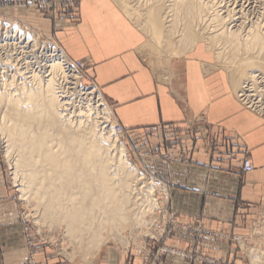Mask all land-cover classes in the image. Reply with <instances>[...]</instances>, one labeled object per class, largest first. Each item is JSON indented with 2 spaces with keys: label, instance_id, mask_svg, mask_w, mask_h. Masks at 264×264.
Listing matches in <instances>:
<instances>
[{
  "label": "crops",
  "instance_id": "1",
  "mask_svg": "<svg viewBox=\"0 0 264 264\" xmlns=\"http://www.w3.org/2000/svg\"><path fill=\"white\" fill-rule=\"evenodd\" d=\"M111 3L81 0L80 20L56 29L53 38L67 59L90 61L85 72L125 136L134 138L140 170L169 182L168 161L159 154L165 148L169 159H182L171 168L170 209L177 220L198 222L204 232L183 231L184 240L170 246L193 249L189 235L203 236V242L213 240L207 241L212 250L198 247L212 252L210 264H250L240 252L264 227V118L240 104L227 77L206 73L200 46L154 67L138 51L141 31L116 4L120 19L114 16ZM245 158L250 172L242 170ZM33 247L26 245L11 192L0 182V264H27L30 255L35 264H64L37 242ZM127 255L103 247L88 264H141ZM171 260L160 263L200 264Z\"/></svg>",
  "mask_w": 264,
  "mask_h": 264
},
{
  "label": "bare ground",
  "instance_id": "2",
  "mask_svg": "<svg viewBox=\"0 0 264 264\" xmlns=\"http://www.w3.org/2000/svg\"><path fill=\"white\" fill-rule=\"evenodd\" d=\"M113 2V4L118 2L121 9L131 7L135 12L139 10L141 29L144 30L147 24L150 28L153 26L150 37L155 40L162 37V42L165 41L164 38L172 40L173 37L181 51L184 47L188 48L184 53L196 50L197 41L202 40L205 44L204 52L212 49L215 52V60L219 61L222 56L227 60H233L237 65L233 67L234 70H229L228 74L232 89L237 87L240 73L243 74L250 67L260 69L247 72L248 78L242 82L245 84L243 90L239 91H242L244 95L241 96L245 100L254 97L256 103L264 105L262 13L263 16L251 23L247 22L245 27L243 17H235L239 10L235 11L234 7L231 9L230 1L225 0H113ZM260 4L264 6V0ZM130 9L125 10L127 13L124 10L121 12L128 16L129 13H134ZM135 15L136 13L133 16ZM131 17L128 16V19ZM138 17L136 15L135 19ZM162 23H168V27L174 29L164 32ZM0 27L3 30L10 27L11 34L28 40L29 46L26 48L36 49L37 53H41L38 56L37 53L34 54L39 58L36 59L38 64L34 67L27 64L24 67L25 72L22 69L10 73L14 68L15 57L19 56V53L28 54L30 51L25 47L18 51L13 46L9 47L8 43H3L6 48L0 47V76H3L0 77V107L4 109L0 129L6 131L8 150L15 148L18 153L16 164L26 170L21 175V185H18L21 186L20 194L35 200L38 208H41L43 218L62 224L79 245L83 256H94L107 239L114 238L120 233V229L132 226L143 228L146 221L142 220L141 214L153 209L155 205L151 203L149 194L139 195L136 191L135 184L141 175L127 162L125 150L116 139L118 135L110 129L111 122L107 130L105 129L107 127H102L107 120L109 121L110 112L107 115L105 108L100 109L103 105L99 100L102 99L95 87L82 86V78L69 65L71 61L55 46L49 44L44 46L43 43L46 44L44 40L40 42L33 36L34 34H30V38L29 32L25 30L21 32L15 29L17 26L13 24L10 26L0 21ZM10 37L12 41H16L13 36ZM143 46L145 48L153 45L148 42L139 46V49L142 50ZM163 48L162 52L165 51ZM45 52L49 53V57H44ZM249 55L252 56L246 58ZM236 68L239 71H235ZM68 79L73 80L72 83L74 81L77 83L70 84ZM67 84L70 85L69 89L75 86V89L79 90L80 86L82 88L80 90L86 92L82 94L84 98L89 96L90 102L92 98L95 99L96 106H92L86 99L89 104L85 106L83 104L82 107H78L79 109H75L76 113L71 112L73 106L70 110V101L68 102L69 99L66 101L67 95H64ZM73 90L71 89L69 94ZM95 94L99 95L98 98ZM257 94L261 98L257 99V96H254ZM251 99L250 104L253 103ZM105 115L108 119L103 117ZM150 182L149 190L152 191L157 183L151 180ZM146 201L151 205L144 208L143 203ZM136 203L140 206L137 209ZM132 214L136 220L132 221ZM242 247L246 249L243 244ZM260 252L264 259L263 249ZM73 253L69 254L70 260L75 259ZM257 256L252 254V263L258 261Z\"/></svg>",
  "mask_w": 264,
  "mask_h": 264
},
{
  "label": "rangeland",
  "instance_id": "3",
  "mask_svg": "<svg viewBox=\"0 0 264 264\" xmlns=\"http://www.w3.org/2000/svg\"><path fill=\"white\" fill-rule=\"evenodd\" d=\"M105 1H108L109 3H111L110 0H105ZM225 1H230L229 7L231 8L232 6L231 9H233L234 7L235 11L239 10L237 14L235 15V17L236 16L243 17V20L242 19L241 20L244 22L245 27H247V24H246L247 22L251 23L252 21H256V19L257 18L259 19L262 14L264 15V6L260 4L262 3L263 0H261V2H259L260 0H257V1L256 0H239V1L238 0H225ZM231 1H232V5H231ZM117 3L116 5L119 7V9H121L120 7L121 5L119 6ZM80 4H81V0H0V21L5 22V24H8L10 26L12 24L13 26H17L15 27V29L20 30L21 32L22 30L29 32L28 35L30 36V38H31L30 34H34L33 36L36 37L40 42H42V40L46 42V44L43 43L44 46L49 44V45L55 46L57 50H61L62 49L61 44L53 38V35L54 33H56V29H62L64 28L63 26L69 27V24L70 25L77 24V22L80 20ZM110 8H111L113 15L117 16L120 19V12L116 9V7L112 3H111ZM130 8H127V9L129 10ZM127 9H121V10L125 11ZM132 9L134 8H131L130 11H133ZM125 12L127 13V11ZM133 12L134 13H129L128 11L129 13L128 16L129 17L132 16L131 18H129L131 20L130 22H132V24L137 29H139L141 33L143 32V35H140L139 32L136 31L137 34L139 35L136 43L138 44L140 43L141 45L142 44L144 45L148 42H151V45H153V46H148V47L145 46V48L143 46V49L142 50L138 49V51L140 54L145 55L154 67L165 66L164 64L166 61L168 60L171 61V59L177 56L179 57V56H182L188 53V52L184 53L186 52L188 48L184 47L183 51L179 49L180 46L178 44H175V41H174L175 39H173V37H171L172 40H169L168 38H164L163 40L165 41H162V42H161L162 37L159 38L158 40L151 38L150 31H152L153 26H151L150 28V25L147 24L144 30H142L141 22H140L142 21L141 15H140L141 13L139 10H137L136 12L135 11ZM126 13L124 14L125 16H126ZM135 13L137 17L140 16V18L138 17L135 19L136 15L133 16ZM130 14L132 15L130 16ZM128 16H126L127 19H128ZM122 23L126 26L127 24H129L128 22H122ZM233 24H235V22H233ZM162 25L164 26L163 28L164 32L169 29L171 31L174 29V27L169 28L168 23H162ZM129 26H132V25H129ZM9 29L11 28L9 27L7 31V30H3L2 27H0V39L4 38V40L0 41V47L6 48L7 46L3 45V43H6V44L8 43L10 44L9 47L13 46L18 51H22L23 47L26 44L25 42L27 41V39L23 37H19L16 41H13V43L11 41L5 40L6 38H9L10 36H16L14 33L11 34L12 32ZM50 35H52V38L50 37ZM163 42H165L164 43L165 48H163L162 46ZM197 42L198 43L196 44V46L198 47L200 46L201 48L204 49V46H205L204 42L202 40H199ZM160 45H161V48L165 49L164 52H162V49L159 48ZM35 46L37 48L38 44L36 43ZM150 48L152 51L149 50ZM29 51L30 52L28 54L23 52V54L19 53V56L15 57L14 62L15 64L17 63V65L15 66L14 64V68L10 71V73H12L15 70H22V69H23L22 71L25 72V68H24L25 65L28 64L30 67L31 65L34 67L35 65L38 64L36 59H39V58L35 57L34 55L37 53L36 52L37 50L36 49L32 50L31 48H29ZM214 53L215 52H213L212 49H210L207 53L204 52V55H205L204 59L206 63H209L205 65H206V68H210V70H206L205 68L204 69L206 73L216 72V73L223 75L224 77H227V82L229 83L228 81V78H229L228 74L230 73L229 70H234L233 67H235L237 63L233 62V60H227V58L223 56L221 57V59H219V61H217L214 58ZM39 54L41 55V53L38 52L36 56H38ZM43 55L45 58L49 57L48 52H45ZM188 55L192 56L191 54H188ZM58 56L59 55H57V58ZM251 56L252 55H249L246 58L251 57ZM69 60L74 63L77 61H87V59H84V60L69 59ZM236 70L239 71V69L237 68L235 69V71ZM249 70L258 71L260 69H255L254 67L253 68L250 67V68H247V71L244 72L243 74L240 73L238 75L239 84L237 83V87L232 89V91L242 106H244L247 110L253 112L254 114H258L262 116V118H264V108H262L264 107V105H262V103H256L257 101L256 99H254L253 96H251L253 97L252 99L250 97H247V99L250 98L253 103L255 102V104L253 103L250 104V99L245 100V98L241 96L244 94L241 93L242 91H239V90H243V87L245 84L243 85L242 82H244V80L248 78V75L246 74ZM84 73L85 74L84 76H82V79H81L82 86L87 87L89 85L94 84L90 80L86 72ZM236 73L238 72H235V74ZM0 77H3V76H0ZM72 81L73 80L68 79V82H71L70 84L77 83V81L76 82L74 81L73 83ZM68 86L70 85L67 84V87L64 89L65 91L64 95H67V98L65 99L66 101L67 99H69L68 102L70 101L69 102L70 110H72L71 107L73 106V110L71 112L75 111L76 113V110L78 107H82L83 104L84 106L89 104L88 102H86V99L88 100L89 96L86 99L84 98L82 94L86 92L81 91L80 89L82 88H80V86L78 88L80 91L75 89L76 88L75 86L72 87L71 85L72 88L70 89L68 88ZM67 88H68V91H66ZM71 89L72 90L74 89V90L69 94ZM96 91L98 90L96 89ZM78 93L79 94L81 93V94L79 95ZM68 95L72 98L71 100ZM98 96L99 95L97 94L96 97L98 98ZM254 96H257L256 97L257 99L258 97H260L258 96V94ZM92 97L90 96V98ZM88 101L90 102V100ZM95 101L96 100L92 98V101L90 102V104H92V106H96V104L94 103ZM99 103L103 105L100 107V109H102V107L103 109L105 108L107 115L110 112L108 115L109 121L107 120L108 123L105 120L106 123L102 125V127H107L105 128L107 130L108 128H110V122L112 123L113 121L112 119L114 118L111 115V109L108 103L105 102L104 99L99 100ZM256 104L259 105V106L257 105L259 108L257 106H254ZM3 114H4V109L3 107H0V119H1L0 123L2 122ZM108 116L106 117L105 115L103 117L104 118L106 117V119H108ZM5 135H6V131L3 129H0V182L5 187V189L11 192L12 199L16 205V209L19 214V220L22 223L23 238L25 239L26 245H28L31 249H34L33 245L34 243L36 244L37 242L38 245H40L43 248L48 249L49 252H51L50 253L51 257H56L57 259H61L64 262V264L91 263L95 259L96 255L99 253L100 249L103 247H108V246H114L118 248L122 252H125L126 254H128L127 256H136L138 260L141 262V264H161L160 262L162 260L165 261L167 259H168V263H170L172 261L171 260L172 258H176V259L183 260L186 262H191V263L197 262L200 264H203V263L210 264L209 262H211V259L207 255H210V253L212 252H205L202 250H198V247L200 246V244H202L203 246H201V249L212 250V247L207 244V241L209 242L211 240L212 242L213 241L212 239H205V242H203V239H204L203 236L200 239L199 237H196L193 239V236H191L190 234L189 244L193 245L194 247L193 249H186V250L177 249V247L170 246V244H172V242H175L176 240H179V242L180 240L181 241L184 240L185 236H183L181 233L183 231L194 232L195 234H203L204 230L203 228H201V226H199L198 222L187 224L175 218V215L171 212V209H170L171 190H172L171 184L165 187L163 186V184L159 183L160 180H157L158 178L156 179L154 176L150 174H146L144 171L140 170L139 165L136 162V151H135L136 149H135L134 138L131 135L124 136V137H121V136H118V137L114 136V137H116L121 147L124 148L125 153H126L127 162L131 163L136 169V171L138 172V174L141 175L140 180L138 179V181H136V184H135L136 191L138 192L139 195L149 194L150 198L152 199L151 203L153 202L155 206L153 209L147 210L141 214L142 220L146 221L143 228H140L139 226L138 227L132 226L131 228L120 229L121 231H119L120 233H118L116 237L114 238L110 237V239H107L106 242H104V244L94 254V256H91V257L83 256L84 254L81 253L79 245H77V242L74 241L70 237V235L67 233V231L65 230L62 224L53 223L50 220L42 217L41 208H38V206L34 202L35 200L31 198L28 199L26 197H23L21 195L22 193L20 194L21 191L19 189L21 188V186H18V185H21V178H22L21 175L23 174V172L25 173L26 170L22 168L24 170L22 171L20 166L16 164V160L18 159V153L16 152L15 148L14 149L10 148L8 150L9 145H8V141H6L7 137H5ZM159 155H163L164 156L163 158L166 160L169 158L168 157L169 154L167 153L165 148H163V154H159ZM13 172L15 173L18 172V173L15 174ZM180 172H181V169H179V173ZM17 175L19 176V178L17 177ZM150 180L157 183L156 188L153 189L152 191L149 190L150 183H151ZM161 182L164 184L166 183L164 180ZM146 188H148V190ZM32 201L34 202V204ZM29 203L31 207L29 206ZM151 203L149 201H146V203H143L144 208L145 206L149 207ZM138 207L140 206L137 205L136 203L135 208L137 209ZM132 215H133L132 221L136 220L134 214ZM263 230H264V227L262 228L261 226L260 227L258 226V228L255 229L254 231L255 235H250L251 237L250 240L246 241L248 248L244 251L242 250L241 252L239 251L240 254H242L246 258V260L248 259L250 264H264V259L261 257V252H260L261 249H263L264 251V244H263L264 243V240H263L264 231ZM31 253H33V251H31ZM70 253L74 254L75 259L73 260L69 259ZM204 253H206V255ZM252 254L258 255L257 256L258 261L255 263H252L251 261ZM30 258H32L31 255L29 256V261L27 262V264H35V262Z\"/></svg>",
  "mask_w": 264,
  "mask_h": 264
},
{
  "label": "built area",
  "instance_id": "4",
  "mask_svg": "<svg viewBox=\"0 0 264 264\" xmlns=\"http://www.w3.org/2000/svg\"><path fill=\"white\" fill-rule=\"evenodd\" d=\"M13 37L16 40L18 39V37H16V36H13ZM10 38L11 37L7 38V40H11ZM11 42H13V41L11 40ZM25 43H26L25 46H24L25 49L29 50V48H26V47L29 46L28 40ZM27 53H29V52H27ZM69 65H70V67H72L74 69V72L76 74H78V76L80 78H82V76H84V74H85L84 73L85 70H87L90 67L91 64H90V61L87 60V61H77L75 63L74 62H69ZM90 87H95V89H97L94 84L89 85V86H87L85 88H90ZM112 120L113 121L111 123V129H112L113 133H115L118 136L124 137L125 136L124 129L121 127V125L115 119H112ZM167 161H168L167 162V172H168L169 177H170L171 168L174 165L173 162L177 161V163H181L182 159L181 158H170V159L168 158ZM170 162H171V164H170ZM242 170H243V172H250L252 170L251 163H250V161L247 158L243 159V161H242ZM157 180H159V179H157ZM168 180H169V182L165 181L166 182L165 184L161 182L162 180H160L159 183H161V184H163V186L167 187V185L169 186L170 183H171L170 182V178Z\"/></svg>",
  "mask_w": 264,
  "mask_h": 264
}]
</instances>
